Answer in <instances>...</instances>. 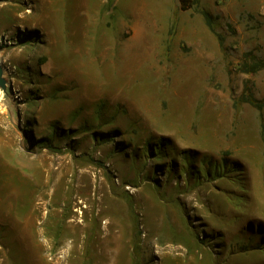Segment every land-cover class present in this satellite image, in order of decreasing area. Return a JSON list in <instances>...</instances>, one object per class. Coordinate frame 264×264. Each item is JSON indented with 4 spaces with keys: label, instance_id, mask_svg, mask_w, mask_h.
<instances>
[{
    "label": "rangeland",
    "instance_id": "1",
    "mask_svg": "<svg viewBox=\"0 0 264 264\" xmlns=\"http://www.w3.org/2000/svg\"><path fill=\"white\" fill-rule=\"evenodd\" d=\"M191 1L0 0V264H264V0Z\"/></svg>",
    "mask_w": 264,
    "mask_h": 264
},
{
    "label": "trees",
    "instance_id": "2",
    "mask_svg": "<svg viewBox=\"0 0 264 264\" xmlns=\"http://www.w3.org/2000/svg\"><path fill=\"white\" fill-rule=\"evenodd\" d=\"M181 4H182V10L183 11H187L189 9H191L194 5V3L191 0H180ZM205 19L207 21V25L212 29V22H211V17L207 14L204 13ZM261 66L255 65L254 67H252L251 70H248V68L245 67V72L247 73H256L260 70ZM251 102V101H248ZM252 105L259 107V105H257L256 102L252 101L251 102ZM261 108V107H259ZM162 143H160V148L158 150H155L156 153L154 154H158L156 157H158V159L163 160L164 158L167 157L168 154V148H173V151L177 154L183 157V159L187 162V165L189 168L193 169V172L196 176V178L199 180V178H204L206 176H209V172L207 170H200L199 172L195 169L194 163H196L197 161L201 160L202 158V154L199 152H196L195 150H180L178 151L176 145H174L171 140L169 139H161ZM150 152V150H149ZM224 169V167H223ZM204 176V177H203ZM195 179V180H197ZM154 181V180H153ZM156 182V181H154ZM203 243V242H200ZM204 244V243H203Z\"/></svg>",
    "mask_w": 264,
    "mask_h": 264
},
{
    "label": "crops",
    "instance_id": "3",
    "mask_svg": "<svg viewBox=\"0 0 264 264\" xmlns=\"http://www.w3.org/2000/svg\"><path fill=\"white\" fill-rule=\"evenodd\" d=\"M123 1H119V8L117 10V18L118 21L119 19L122 20H127L130 16L136 17L139 14H144L143 11H140L139 9L133 8L132 10L130 9V7L125 6ZM122 11L123 15H120V12ZM158 9H156V11L153 9V15H155L156 17H151V20L154 21V23H156V25L159 23V19H160V12H157ZM155 13V14H154ZM150 20V19H149ZM93 230V231H92ZM98 232H104V228L99 226H95V224H92L91 227L88 228L87 231H85L84 233V247H82V255H83V259L84 261H86V255L89 254V258L90 260H92L93 262L96 263V255L99 253L98 248H97V243H98ZM93 241V245H89L87 243H90V241ZM91 261V262H92Z\"/></svg>",
    "mask_w": 264,
    "mask_h": 264
},
{
    "label": "water",
    "instance_id": "4",
    "mask_svg": "<svg viewBox=\"0 0 264 264\" xmlns=\"http://www.w3.org/2000/svg\"><path fill=\"white\" fill-rule=\"evenodd\" d=\"M1 71H2V67H1V65H0V74H1Z\"/></svg>",
    "mask_w": 264,
    "mask_h": 264
}]
</instances>
